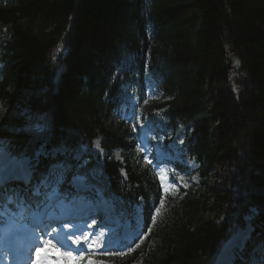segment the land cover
I'll return each instance as SVG.
<instances>
[{"label": "trees", "instance_id": "16d2710c", "mask_svg": "<svg viewBox=\"0 0 264 264\" xmlns=\"http://www.w3.org/2000/svg\"><path fill=\"white\" fill-rule=\"evenodd\" d=\"M148 88L167 105L166 132L200 163V186L166 195L146 240L116 264H212L245 216L264 242V0H0V140L13 154L101 135L102 162L87 169L149 210L158 182L119 119ZM38 115L43 133L31 130Z\"/></svg>", "mask_w": 264, "mask_h": 264}, {"label": "snow or ice", "instance_id": "6c2138e0", "mask_svg": "<svg viewBox=\"0 0 264 264\" xmlns=\"http://www.w3.org/2000/svg\"><path fill=\"white\" fill-rule=\"evenodd\" d=\"M234 63L236 66L240 65L239 60H235ZM130 99L131 109L122 113V118L134 121L132 130L135 131L137 126L145 127V121L141 119V116L144 115L146 118L147 114L137 107L138 98L130 97ZM147 102L145 99L144 103L147 104ZM155 115L160 116V112H156ZM29 119L32 120L33 117L30 116ZM35 120L36 123L31 126V130L36 133L45 132L48 128L47 117L38 115ZM180 143L183 144L184 141L181 140ZM94 146L100 154H103L99 139L94 142ZM7 147L5 142L0 140V221L10 215H19L23 218L24 214L27 213L32 228L31 241L26 245V248L17 249L15 252L7 250L0 252V264H13V258L16 256H23L26 264H59L61 257H70L73 252L79 253V256L75 257L77 260H83L85 253L98 249H103L104 254H109V250L114 245L106 237L103 230L93 229L92 225L96 224L95 219L92 220L91 224H85L83 228L63 221H55L60 223V228L51 227V222L55 220L52 214L55 212L57 204L68 199V194L62 187L67 171L66 165L59 161L53 162L47 165L45 171L41 173L42 161L40 158L47 157L44 145H41L32 156L13 154L7 150ZM136 148L140 153L145 152V148L139 143ZM87 149V145H81L78 149L73 150L79 156ZM57 151L67 152L69 146L61 145ZM116 158L122 160L119 152L116 153ZM144 160L146 164L151 165L153 163L147 156H144ZM156 167L164 195L160 197L159 206L153 205L154 212L150 211L149 213L153 224H155L156 217L160 214L165 203V197L170 191L166 182L172 184L173 187L176 180L183 182V177L178 176L175 170L171 171V180H169V177L164 174V169L159 168V165ZM120 171L126 177L127 174L124 173V170L121 169ZM37 173L40 174L37 175ZM192 179L195 180L196 177H192ZM77 180L86 184L88 177L79 176ZM184 186L187 187V184ZM246 219L251 220V217ZM150 231L151 228H149ZM251 233L250 224L246 229H240L224 251L217 254L213 264H235L237 259H240L242 264H257L255 256L247 259L244 256L248 243L252 239ZM73 245L75 248L72 247ZM128 251H132V249H128ZM256 251L260 252L258 264H264V242L253 248V252ZM111 254L125 255L126 253L113 252ZM16 264H20V261L17 260Z\"/></svg>", "mask_w": 264, "mask_h": 264}, {"label": "rangeland", "instance_id": "374dc122", "mask_svg": "<svg viewBox=\"0 0 264 264\" xmlns=\"http://www.w3.org/2000/svg\"><path fill=\"white\" fill-rule=\"evenodd\" d=\"M63 70V72H64V70H65V68L64 69H62ZM62 72V73H63ZM61 73V74H62ZM148 96H149V98L147 99V104H153L154 102H155V98H156V100H159L156 96L154 97V96H150V93H148ZM145 104V103H144ZM24 112H29L28 111V109L27 108H25V110H24ZM138 130V129H137ZM142 137V141H140V140H136L135 139V142H134V144L135 145H137L138 143L139 144H141V146L142 147H144L145 148V152L144 153H140L139 152V160H141V161H145L144 160V156L146 155H148V153H147V151H149V148H150V146L148 145V143H147V141H146V135H141ZM148 137V136H147ZM56 139H57V135H56ZM95 141H97V140H95ZM94 141V142H95ZM43 144H45L46 146H53L54 144H55V142L54 143H52V144H47L46 143V141L44 140L43 141ZM154 147L155 148H157V146L156 145H154ZM45 151L47 152V156H51V155H55V153H54V150H49V149H47V148H45ZM91 151H92V153L93 154H99V155H101L96 149H95V146H94V143H93V146H92V148H91ZM60 153H64V152H60ZM134 154V153H133ZM81 158H83V156H80L79 157V159H81ZM183 162L185 163V165H187V167H188V171L190 172V174H186L185 175V181H183V182H178L177 180L175 181V185H174V187H173V185L172 184H170V183H167L166 182V185L170 188V190H176L178 187H180V189H187L189 186H194V187H198V185H199V179H200V177L197 175V168H198V164H196V162H194V161H192V160H183ZM140 164H143V162L142 163H140ZM195 171H196V173H195ZM212 174H214V173H212ZM189 177V178H188ZM192 177H196V179L195 180H193L192 179ZM94 178H96V179H98V177L97 176H94ZM159 181H160V179H159ZM178 183V184H177ZM160 184H161V181H160ZM184 184H187V187H185L184 186ZM95 214V212H93V213H89V215H94ZM6 220V219H5ZM10 221L8 220V223H9ZM7 223V222H6ZM248 224H249V222H247ZM15 226H16V224H15ZM249 225H247L245 228H247ZM5 228V222H4V220H2V221H0V230H3ZM3 232H6L5 230L3 231ZM2 237H3V235H2ZM0 245H1V241H0ZM222 247H224V246H222ZM221 250H222V248H221ZM4 250H2V252H3ZM113 252H123L122 250H117V251H109V254H108V256H109V261L107 262V264H113V262H112V260L114 259V258H117V256H121V255H114V254H111V253H113ZM125 252H126V250H125ZM221 252V251H220ZM219 252V253H220ZM57 255L59 256V253H57ZM142 255V254H141ZM140 255V256H141ZM75 257H78L76 254H72L70 257H67V258H64V257H61V259H60V261H59V264H80V261L79 260H77V259H75ZM114 261V260H113ZM90 263H91V261H90ZM99 264V263H98ZM101 264V263H100ZM131 264H144V262H142L140 259H137V260H134Z\"/></svg>", "mask_w": 264, "mask_h": 264}, {"label": "water", "instance_id": "95a60500", "mask_svg": "<svg viewBox=\"0 0 264 264\" xmlns=\"http://www.w3.org/2000/svg\"><path fill=\"white\" fill-rule=\"evenodd\" d=\"M228 53H230L231 51L230 50H227ZM235 60H239V58L237 57V55L235 53L231 54V56L228 58V66L229 67H235L236 69H238L240 67L239 66H236L234 61ZM240 61V60H239ZM241 63V62H240Z\"/></svg>", "mask_w": 264, "mask_h": 264}, {"label": "bare ground", "instance_id": "6f19581e", "mask_svg": "<svg viewBox=\"0 0 264 264\" xmlns=\"http://www.w3.org/2000/svg\"><path fill=\"white\" fill-rule=\"evenodd\" d=\"M67 211V210H66ZM220 221V220H219ZM235 236V235H234ZM234 236H232L229 240H228V242H227V244L226 245H223L224 247H222V250H220L221 252L220 253H222L223 251H224V249L227 247V245H228V243L230 242V240L232 239V238H234ZM2 244H3V242H2ZM4 244H5V242H4Z\"/></svg>", "mask_w": 264, "mask_h": 264}]
</instances>
